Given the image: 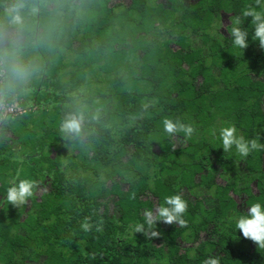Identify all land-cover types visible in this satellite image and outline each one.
I'll list each match as a JSON object with an SVG mask.
<instances>
[{
	"label": "trees",
	"instance_id": "16d2710c",
	"mask_svg": "<svg viewBox=\"0 0 264 264\" xmlns=\"http://www.w3.org/2000/svg\"><path fill=\"white\" fill-rule=\"evenodd\" d=\"M12 3L0 0L9 39ZM25 3L22 59L39 71L17 88L20 109L0 120V264H203L216 255L264 264V249L236 229L248 206H264V151L223 152L219 136L234 125L264 143V50L250 17L243 52L219 29L255 0ZM76 107L86 134L67 139L60 124ZM166 117L196 134L173 150ZM17 175L42 189L19 210L4 199ZM177 193L188 201L186 228L157 222L152 241L128 231ZM86 216L103 219V231L85 233Z\"/></svg>",
	"mask_w": 264,
	"mask_h": 264
},
{
	"label": "clouds",
	"instance_id": "9594fccd",
	"mask_svg": "<svg viewBox=\"0 0 264 264\" xmlns=\"http://www.w3.org/2000/svg\"><path fill=\"white\" fill-rule=\"evenodd\" d=\"M255 4L262 10H257V7L250 5L242 11L241 15L230 16V25L225 26L221 19L219 21V29L226 27L233 46L242 52L249 46V32L246 27H243L245 20L249 17L251 18L250 24L253 26L251 39L258 41L259 47L264 50V4L262 0H255ZM25 7V0H14V3L5 9L8 25L14 26L17 30L14 39H9L7 27L0 26V42H3V46H0V120H7V114L18 107L14 98L17 88L26 91L24 86L33 74L39 71L35 64L22 59L23 45L19 40V34L25 26V18L22 15ZM38 11L39 7L33 5L31 13L35 15ZM162 124L164 133L176 141L173 150L184 141L191 139L197 131L192 124L183 123L179 118L166 117ZM60 132L67 139H78L86 134L85 114L82 108H72L65 114L60 124ZM213 134L215 135V131ZM219 136L223 152H230L234 148L241 157L246 158L253 151H264V143L258 142L257 139L246 140L244 136L237 133L234 125L221 127ZM8 185L4 199L8 205L18 210L28 206L31 199L42 191L38 181L20 178L19 175L12 177ZM132 198L135 199L134 193ZM187 210L188 201L183 193L166 196L164 204L157 203L151 209H145L143 211L144 222L129 225L128 231L132 235L140 233L148 241L159 239L162 233L156 227L157 222L186 228L188 222L184 219V215ZM103 226V219H98L94 224L91 216L84 217L80 224L85 233L92 231L93 228L96 232H102ZM236 229L240 231L243 238L252 241L257 248L264 249V206L261 203L248 206L247 212L241 213L237 218ZM203 264H220V256H211L204 260Z\"/></svg>",
	"mask_w": 264,
	"mask_h": 264
},
{
	"label": "built area",
	"instance_id": "2783aa9c",
	"mask_svg": "<svg viewBox=\"0 0 264 264\" xmlns=\"http://www.w3.org/2000/svg\"><path fill=\"white\" fill-rule=\"evenodd\" d=\"M20 108H19V106L14 110V111H12V112H15V111H18ZM11 112V113H12ZM9 114V113H8Z\"/></svg>",
	"mask_w": 264,
	"mask_h": 264
}]
</instances>
